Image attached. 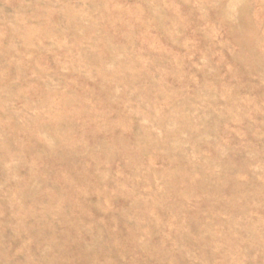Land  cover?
Listing matches in <instances>:
<instances>
[{
    "label": "rangeland",
    "instance_id": "1",
    "mask_svg": "<svg viewBox=\"0 0 264 264\" xmlns=\"http://www.w3.org/2000/svg\"><path fill=\"white\" fill-rule=\"evenodd\" d=\"M0 264H264V0H0Z\"/></svg>",
    "mask_w": 264,
    "mask_h": 264
}]
</instances>
